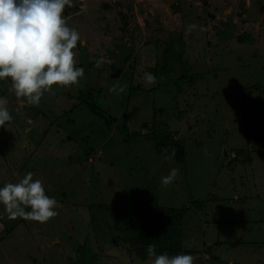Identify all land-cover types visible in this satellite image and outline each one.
<instances>
[{
	"label": "rangeland",
	"instance_id": "rangeland-1",
	"mask_svg": "<svg viewBox=\"0 0 264 264\" xmlns=\"http://www.w3.org/2000/svg\"><path fill=\"white\" fill-rule=\"evenodd\" d=\"M62 14L79 83L29 104L0 80V186L32 171L58 202L45 222L0 204V264H151L139 243L162 237L144 223L170 209L193 264H264V0H72Z\"/></svg>",
	"mask_w": 264,
	"mask_h": 264
},
{
	"label": "clouds",
	"instance_id": "clouds-1",
	"mask_svg": "<svg viewBox=\"0 0 264 264\" xmlns=\"http://www.w3.org/2000/svg\"><path fill=\"white\" fill-rule=\"evenodd\" d=\"M71 3L72 0H0V80L9 78L15 96L29 104H38L43 93L53 86L76 85L83 77L84 69L76 66L74 59L80 33L68 25L67 15L62 14ZM196 27L195 23L186 25L189 30ZM104 59L98 58L97 65ZM144 78L149 84L156 80L152 72H145ZM6 104V97L0 96V126L4 127L13 119ZM178 171L171 168L160 178L161 183H171ZM33 175L27 171L18 181L0 186V204L11 218L45 222L57 215L58 202L45 194L41 180L33 179ZM146 251L154 257L151 264H193L194 260L188 252L157 254L152 244Z\"/></svg>",
	"mask_w": 264,
	"mask_h": 264
},
{
	"label": "trees",
	"instance_id": "trees-1",
	"mask_svg": "<svg viewBox=\"0 0 264 264\" xmlns=\"http://www.w3.org/2000/svg\"><path fill=\"white\" fill-rule=\"evenodd\" d=\"M181 40V39H180ZM241 42H248L252 41V37L249 36H242L239 39ZM253 42V41H252ZM91 107L95 109V104H92ZM95 111V110H94ZM237 155H241V150H237ZM231 156V153H230ZM232 159V158H231ZM199 204V203H198ZM185 212L181 211L180 209H170L164 214L157 215L154 219V222L150 223L149 225L144 223L146 229H154L157 231V237H162L160 241L161 243H157V239L154 246L158 248V252L167 251L169 255H174L176 253L181 252L183 248L184 242V229H183V216ZM145 238H148L146 236ZM145 244L147 242H151V239H145ZM143 244L139 243L138 253L139 256L143 259L147 256L146 248L142 247ZM89 241L87 240L83 245L80 246L81 251L83 252L82 257L83 259L87 258L88 250H89ZM158 253V254H159Z\"/></svg>",
	"mask_w": 264,
	"mask_h": 264
},
{
	"label": "crops",
	"instance_id": "crops-1",
	"mask_svg": "<svg viewBox=\"0 0 264 264\" xmlns=\"http://www.w3.org/2000/svg\"><path fill=\"white\" fill-rule=\"evenodd\" d=\"M261 149V148H260ZM254 162V159L252 160V162L251 163H253ZM240 181V180H239ZM234 184H236L235 183V179H234ZM242 189H243V183L241 184V186H240ZM237 187H234V189H236ZM241 189V190H242ZM237 195H235V198H237V199H240V195L241 194H239V193H236ZM240 224L239 223H235L234 224V240H237V236H236V233H235V231H237V230H239V229H236L237 228V226H239ZM259 225H256V227H258ZM259 231H261V230H259ZM238 241V240H237ZM235 242V241H234ZM236 243V242H235ZM238 243V242H237ZM214 244L213 243H209V246L211 247V246H213Z\"/></svg>",
	"mask_w": 264,
	"mask_h": 264
},
{
	"label": "water",
	"instance_id": "water-1",
	"mask_svg": "<svg viewBox=\"0 0 264 264\" xmlns=\"http://www.w3.org/2000/svg\"><path fill=\"white\" fill-rule=\"evenodd\" d=\"M120 73H121V70L119 69L113 74L112 77H118Z\"/></svg>",
	"mask_w": 264,
	"mask_h": 264
}]
</instances>
